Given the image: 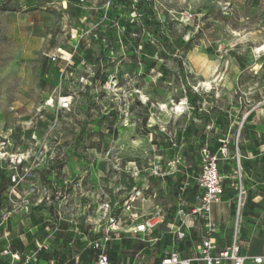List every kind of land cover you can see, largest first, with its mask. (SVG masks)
<instances>
[{
	"label": "rangeland",
	"instance_id": "rangeland-1",
	"mask_svg": "<svg viewBox=\"0 0 264 264\" xmlns=\"http://www.w3.org/2000/svg\"><path fill=\"white\" fill-rule=\"evenodd\" d=\"M204 147L229 152L217 233L263 252L264 0H0V246L95 264L111 200L165 216L110 242L114 263L193 254Z\"/></svg>",
	"mask_w": 264,
	"mask_h": 264
},
{
	"label": "built area",
	"instance_id": "built-area-1",
	"mask_svg": "<svg viewBox=\"0 0 264 264\" xmlns=\"http://www.w3.org/2000/svg\"><path fill=\"white\" fill-rule=\"evenodd\" d=\"M56 62L61 58V51L51 56ZM53 104V101H52ZM51 104V105H52ZM59 108L61 111L70 109L68 98H60ZM202 168L197 180V204L191 205V211H180L182 217L190 218L191 222L202 221L206 236L203 237L198 251L194 255L184 256L182 252L167 254L160 264H264V251L259 255H251L243 246L238 233H235L231 244L220 248L216 239L217 224L213 218L214 206L223 202L225 195L224 179L221 175L220 162L229 159L227 149H220L213 153L208 147L201 150ZM238 160L240 155L238 154ZM136 198L132 200V203ZM247 194L241 188L238 194V214L245 207ZM116 205L111 200L103 202L99 209L100 221L102 222V236L94 240V249L97 251L95 264H111L106 246L122 234L136 238L151 236L164 222L165 216L161 209H155L148 215H141L137 210L128 207V222H122L115 213ZM121 210V208H118ZM178 237L184 238V232H177ZM0 264H40L38 254L35 252L22 253L10 246H0ZM138 264V263H132Z\"/></svg>",
	"mask_w": 264,
	"mask_h": 264
},
{
	"label": "crops",
	"instance_id": "crops-1",
	"mask_svg": "<svg viewBox=\"0 0 264 264\" xmlns=\"http://www.w3.org/2000/svg\"><path fill=\"white\" fill-rule=\"evenodd\" d=\"M226 196V193H225V195H224V197ZM224 199V198H223ZM219 205H216V206H214V209H215V207H218ZM214 209H213V215H214ZM214 221H215V219H214ZM197 223H199V224H202V226H203V228H204V224H203V222L202 221H198ZM217 224V228L219 229V224L218 223H216ZM186 234H187V236L186 237H189V236H191V233H190V231H189V228H187L186 229ZM133 237V236H132ZM203 239V238H202ZM216 239H217V242H218V245H219V247L220 248H224V247H226V246H228L229 244H231V242H232V240H233V238H230V237H228L227 238V236H225V235H222V234H220L219 232L217 233V235H216ZM202 241V240H201ZM200 244H201V242H200ZM200 244L198 245V247L200 246ZM198 247L196 248V250H195V252L193 253V254H190V255H194L197 251H198ZM183 253V252H182ZM184 254V253H183ZM190 255H187V254H184V256H190ZM110 257V256H109ZM110 261H111V264H132V263H138V264H143V263H141L140 261H137L136 259H132V258H127V259H124L121 263H114L113 261H112V258L110 257Z\"/></svg>",
	"mask_w": 264,
	"mask_h": 264
},
{
	"label": "trees",
	"instance_id": "trees-1",
	"mask_svg": "<svg viewBox=\"0 0 264 264\" xmlns=\"http://www.w3.org/2000/svg\"><path fill=\"white\" fill-rule=\"evenodd\" d=\"M220 170H221V168H220ZM197 188V186L194 188V191L197 193V196H199V193L197 192V190H195ZM225 193H226V188H225ZM246 250H248V249H246ZM248 252H249V254H251V255H259V254H262L263 252H261V253H258V254H253L250 250H248ZM164 258V257H163ZM163 258H161V260L163 259ZM161 260H160V263H161Z\"/></svg>",
	"mask_w": 264,
	"mask_h": 264
},
{
	"label": "bare ground",
	"instance_id": "bare-ground-1",
	"mask_svg": "<svg viewBox=\"0 0 264 264\" xmlns=\"http://www.w3.org/2000/svg\"><path fill=\"white\" fill-rule=\"evenodd\" d=\"M179 109V108H178Z\"/></svg>",
	"mask_w": 264,
	"mask_h": 264
}]
</instances>
